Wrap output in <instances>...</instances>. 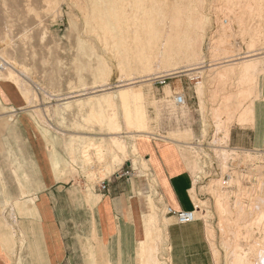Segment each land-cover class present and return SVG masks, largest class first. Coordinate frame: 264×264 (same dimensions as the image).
<instances>
[{
	"label": "rangeland",
	"instance_id": "1",
	"mask_svg": "<svg viewBox=\"0 0 264 264\" xmlns=\"http://www.w3.org/2000/svg\"><path fill=\"white\" fill-rule=\"evenodd\" d=\"M260 1L248 0L249 6L255 7L256 14L252 12L254 10H251V7H247V0H205L203 11L204 15L208 16L207 24H209L208 26L206 24L204 31L206 35L200 48V57L203 59L186 61L187 58L182 57L177 60L182 61L181 65L203 61L200 65H203L205 70L191 75L165 76L163 80L155 78L151 83L135 82L130 88L132 94L126 96L123 102L115 91L119 88L122 91L128 90V83L134 79L128 80L129 76H121L118 70L117 66L123 58L119 55V51L123 48H120L116 32L107 30L104 16L110 3L117 6L121 0H0V55L22 74V78L32 89L33 102L31 104L27 102L26 111L32 118L30 120L38 123L42 129L40 131L45 139L46 154L51 165L53 166L52 153L57 154L61 161L59 178L66 184H75L86 195L100 193L102 181H105L107 186V183L117 177L141 180L143 187L141 194L147 202V210L155 209L159 221L154 235L155 246L151 249L149 257H144L145 263L142 257L140 264H150L151 261L153 264L155 258L160 259V264H169V242H167V236L166 240H162L159 235L160 228H158L161 218L166 215V207L163 208L162 199L155 189V180L149 175V167L144 157L130 151L133 143L130 136L124 137L129 150L127 156L121 154V161L112 164L114 151L111 138L108 136L112 130L107 124L98 120L101 116L109 118L112 107L104 100L97 103L96 99L100 96L97 94L100 93L92 91L103 85L109 88L115 103L116 119L122 131L137 129L136 125H131L129 129L126 128L125 109H128V112L134 114L135 121L146 122L145 128L152 132L153 137L171 139L178 144L184 157L191 161L190 167L195 183L194 188L191 189L194 205H199L200 200L207 202L205 210L203 207H197V217L206 227V235L215 264H230L227 253L229 249L223 239L225 232H222L218 226L220 222L217 211L219 198L208 191V186L214 179H222L225 185L221 186V189L228 192L223 201L228 203L231 209H234L239 196L240 202L244 205L250 204L252 197H264V148L236 146L230 137L232 131H239V128H234L244 127L253 122V118L252 121L249 118L240 121L239 116L249 108H252L254 112L253 104L259 98L260 78L264 75V57L259 61L257 71H254L250 77L246 76L249 82L244 78L245 75L244 81L241 80L240 76L243 74L238 71L237 74L234 73V76L233 73H229L230 76L221 78L217 76L218 74L209 72L208 67L209 64L216 62L225 64L232 58V55L237 57L264 51V16H261V9L258 6ZM143 5L146 11L142 18L143 21L149 20L146 16L149 12L152 15L160 13L156 10L158 7L156 8L155 0L144 1ZM225 17L226 22L223 21ZM220 34L224 38L222 48L220 47L222 50L214 54L213 48L211 50V42L219 38ZM215 35L218 36L215 37ZM132 51L123 49L125 55L134 53ZM5 60L1 62L0 59V67H6L3 63ZM104 64L109 66V74L104 77L93 74ZM166 67L161 66L158 71L163 69L162 73H165ZM134 72L135 76L130 77H138L144 73L138 70ZM154 75L156 74H152ZM0 79L12 83L19 89L13 80L4 77L1 70ZM175 81L178 85L176 83V87H171L170 84ZM176 94H184L183 105L176 104ZM226 96L231 97L230 107H234V110L231 108L230 112L221 114L220 118L213 116L214 107L220 108V103ZM212 116L215 118L213 119ZM228 130L229 138L225 136ZM77 133L82 136L73 135ZM84 143L88 144L87 152L94 157L90 163L82 162L80 158ZM94 143L103 147L102 158L98 157L99 147ZM222 147L228 148H225L227 157L226 153L222 156L223 153L219 152ZM224 159L229 161H226L227 168L229 167L226 168V172H223L222 168ZM110 169L112 173L109 172ZM18 210L20 215L25 214L21 209ZM4 212L2 209L1 216H4ZM15 217L13 215L12 218ZM246 217L250 218L251 214L247 212ZM12 220L15 222L14 219ZM249 220L253 222L252 217ZM260 228V225L253 222L242 230L240 237V242L248 256L251 258L254 256L250 264H254L256 259L250 251L251 243L255 240L264 241V233ZM209 229L215 231L214 241L208 235ZM10 230L13 233L14 244L22 246L23 240L19 238L18 232L13 231L11 227ZM67 236L68 239L72 237L71 234ZM164 259L166 262L161 263Z\"/></svg>",
	"mask_w": 264,
	"mask_h": 264
},
{
	"label": "crops",
	"instance_id": "2",
	"mask_svg": "<svg viewBox=\"0 0 264 264\" xmlns=\"http://www.w3.org/2000/svg\"><path fill=\"white\" fill-rule=\"evenodd\" d=\"M26 109L22 92L0 79V264H140L142 254L150 255L146 244L155 246L149 239L159 221L155 209L147 210L141 180L117 177L87 195L64 183L60 159L52 153L51 165L41 127ZM253 109L252 124L231 132L236 146L264 148V75ZM138 148L163 208L193 209L192 168L178 144L150 136ZM10 227L22 246L14 244ZM159 227L169 242L170 264H215L201 221L181 224L166 213Z\"/></svg>",
	"mask_w": 264,
	"mask_h": 264
},
{
	"label": "bare ground",
	"instance_id": "3",
	"mask_svg": "<svg viewBox=\"0 0 264 264\" xmlns=\"http://www.w3.org/2000/svg\"><path fill=\"white\" fill-rule=\"evenodd\" d=\"M144 1H147V0H121V2L117 6L116 5L114 6V4L110 3L109 7H107L108 9L104 13L105 14L104 16L106 17L105 23L107 26V30L108 31L114 30L116 32V34L118 36L117 39H118L120 48L121 49L123 48L125 50L131 49L134 51V53H131L132 56H130L131 55L130 53H129V55L128 54L125 55V53L123 52V49L121 51H119V55L123 56V58L119 62V66H117L119 72L121 73V76H124V75L126 77L129 76L128 80L134 79V81L128 83V86H127L128 90L122 91L121 88H119L118 90L115 91V93H117L123 99V102H125L126 96H130V94H132V90L130 88L133 85V83H135V82L151 83V82H153V80L155 78L164 79L165 76L178 75V74H186V75L190 74L191 75L193 73H197L199 71L205 70L203 68L204 66L200 65L203 61L195 62V63L193 62L191 64L188 63L186 65L185 64L181 65L182 61L181 62L177 61L178 59H181L182 57H186L187 58V59L185 58L186 61L187 60L188 61L189 60H193V61L198 60L199 61V60L203 59V57H200V52H201L200 48L202 47L204 37L206 35L204 31L206 29L205 27H206L207 19H208L207 18L208 16L204 15V11H203V9L205 8V6H204L205 0H155L156 5H157L156 8L158 7V9H156V10H159L160 13H158V15L157 14L152 15L151 12L147 13L148 15L151 14L149 16L146 15L147 17H149V20L147 19L148 21H143V19H142L144 16V13H146L145 6L143 5ZM252 1L254 2V0H252ZM140 2H142V3H140ZM247 4H248V0H247ZM150 6H151V4H150ZM258 6H260V8L259 7L258 8L261 9V13H262L261 16H264L263 15L264 14V0H261L260 3H258ZM247 7H249V8L251 7L252 8L251 10H254L252 12L256 13L255 7H253V5L249 6V4H248ZM149 9H150V7H149ZM96 11H97V9H96ZM156 12H158V11H156ZM240 14H242V13H240ZM226 17H225V19H223L224 22L227 21ZM251 17H253V16H251ZM112 20H113V22H112ZM259 21H261V20H259ZM93 22L96 23V21H93ZM208 24H207V26H208ZM98 26H100V25H98ZM261 35H260V38H261ZM217 36L215 35V37H217ZM222 36L223 35L220 34L219 38L215 39V37H214L215 40L214 41L211 40V41H213V43L211 42L212 47H211V45H210V47H211V50L213 48L212 51L214 52V54L216 52L220 51V49L222 48V45H223L222 43L224 41L223 40L224 38H222ZM250 37H252V36H250ZM11 39H12V37H11ZM110 39H112V38H110ZM107 42H109V41L107 40ZM113 42L114 41H112V43ZM111 45L112 44H110V46ZM106 46H107V44H106ZM229 49H230V46H229ZM222 56H224V55L222 54ZM231 57L232 58L230 60H227V62L225 64H218L217 62L209 64V67H208L209 72H212V74L216 73V75L218 74L217 76L224 78L226 76H230L229 73H233V76H234V73L236 72V74H237V71H238V72L243 74L242 75L239 73L240 75H242L240 77L243 78L245 75L244 78L246 79V76L250 77L254 73V71H257L259 61L264 57V51L259 52V53H254V54L247 53L245 55L237 56V57H235V55H232ZM134 58H135V60H131ZM213 58H214V56H213ZM0 59H1V62H2V60H5L1 55H0ZM225 61H226V59H225ZM3 63H5L6 67L1 66L0 70L2 71L4 77L6 79L13 80L14 83L19 87V89L23 93V96L25 97L28 104H31L33 102V92H32V89L26 83V81L22 78V76H21L22 74L17 72L8 60H5ZM116 65H117V63H116ZM161 66H162V68L167 66L166 69H164V71H166L165 73H162L163 69H162V71L161 70L158 71V69ZM170 66H171V68H170ZM108 67H109L108 65L104 64L102 67L97 69V71L93 74L99 75L100 77H104V76H106V74H109V68ZM155 67L157 70L155 69ZM153 69L156 72H154V71L152 72ZM134 70L144 72V73L142 72L143 74L141 73L142 75L138 76L140 79L137 80L138 77H130V76H133L134 74H136L134 72ZM152 74H156V75L152 76ZM242 78H241V80L244 81V78L243 79ZM156 80H158V79H156ZM246 80L248 81V78ZM243 81L241 82V84L243 83ZM244 84H246V83H244ZM108 89L109 88H105L103 85L101 88H99L97 90H93L92 92H99L100 93V94H97V95H100L96 99L97 103H100L102 100H104L106 103L109 104V106L112 107V112L110 113L109 118L108 117L104 118L101 116L100 118L98 117V120L107 124L109 126V128L112 130L109 132L108 136L111 138L112 150L114 151V156H113V160H112V164L114 165L115 163L121 161V154H123L126 157L128 151H129L128 145H127L124 137L130 136L133 139V143L131 145L130 151L134 154H137V153H139V148H138L139 141L144 137L152 136L151 135L152 132L150 130H148L147 128H145L146 127L145 121H142V120L141 121H135L134 120V114H132L131 112H128V109H125V122L127 124L126 128L129 129L131 125H136L137 129L134 131H129V130H127L125 132L122 131L120 123L116 119V112L114 109V105H115L114 99L112 98L113 96L110 94L111 92ZM202 89H203V87H202ZM244 89L247 90L248 88H244ZM240 94H241V92H240ZM240 96H238V98ZM223 99L221 102L222 105L220 103V106H219L220 108H218V106L214 107L215 108L214 110L212 108L213 116H215L217 118H220V116L222 117L223 113L230 112V109L232 108V107H230L231 106L230 104H232L231 103V97L226 96ZM202 100H203V98H202ZM242 101H243V98H242ZM240 102H241V100L239 101V103ZM66 103H69V102H66ZM201 104L203 105V103H201ZM238 106H240V105H238ZM36 107L38 108L39 106H36ZM201 107H203V106H201ZM236 107H235V109H236ZM233 112H235V111H233ZM253 113L254 112H253L252 108H249L246 111H243L242 113H240L239 120L244 121V120L249 118L252 121ZM215 117H213V119ZM226 119H228V118H226ZM216 121H217V119H216ZM229 134L230 133L228 130L226 132L225 136H227V138H229ZM73 135L78 136V137L82 136L79 133L73 134ZM103 137L105 138L106 136H103ZM173 140H175V139H173ZM176 142H178V140ZM94 144L98 145V147H99L97 150V151H99L98 157L102 158V156L104 154L103 147L101 145H99L98 143H94ZM87 145H86V143H84V147L81 151L80 158H81L82 162L90 163V160L94 159V157H92L87 152V149H86ZM198 145H200V144H198ZM225 148L226 147H222L221 150H219V152L223 153L222 156H225L224 153H226L225 151H226V149H228V148H226V149ZM240 149H242V148H240ZM227 155L228 154L226 153V157H227ZM235 155H236V152H235ZM243 159H245V158H243ZM188 161H190V160L188 159ZM226 161H227V159L222 162L223 163V165H222L223 172L227 171L226 170V168H227ZM227 162H229V161H227ZM133 163H134V161H133ZM112 164H110V165L112 166ZM111 166H110V168H111ZM111 169L109 170L110 173H112ZM223 183L224 182L222 179H218V180L214 179L213 181H211V185L208 186L209 187L208 191L219 198L218 205H217V211H218V215L220 218V222L218 223L219 224L218 226L220 227L222 232H225L223 235L224 236L223 239H224V244L229 249V251L227 250L228 252L226 251L228 253V256H229V263L230 264H250V261H252V259H254V256H252L253 258L248 256V253L243 248V246L240 242L241 241L240 237L242 235V230L245 229L248 225L252 224L253 222L257 223L258 226L260 225V227L262 228V229L261 228L260 229L264 233V197L263 196L252 197L250 199V204L244 205L243 203L240 202V196H239V197H237V200L235 202L236 205H235L234 209H231L228 206V203H225L223 201L225 196L228 194V192H226L224 189L223 190L221 189V186L225 185ZM254 195H256V193ZM199 203L200 204L199 205L197 204L198 205L197 207H203V209L205 210L204 207L207 206V202L200 200ZM247 212L249 215L251 214L253 222H251L249 220L251 217L250 218L248 217V219H247V217H246ZM207 215H208V213H207ZM161 229L162 228H160V230ZM162 232H163V230H162ZM208 235L211 238V240H213L214 236H215V231L213 229H209ZM152 236H153V238H155L154 234H151L150 237H152ZM153 238H151V239H153ZM161 238H162V240H164L163 235ZM263 238H264V235H263ZM155 240L156 239H153L150 241V239H149V242H152ZM147 242L148 241H146V243ZM149 244H146L148 249H149V247L151 248V246H148ZM154 245H155V242H153V246ZM250 246H251V249H250L251 254L255 255V258H256L255 262H253V263L254 264H264V241L261 242V241L255 240V241H253V243H251ZM153 248L154 247H152L151 249H153ZM148 249H147V251L149 253H151ZM144 252H146V250ZM153 253H154V251H153ZM216 254L218 255L217 250H216ZM145 255L146 254H144V255L142 254L143 261H144ZM146 256L149 257L148 253ZM148 259H150V258H148ZM168 259H169L168 262L170 264L171 257H169ZM151 262H150V264H151ZM164 262H166L165 259L162 260L161 263H164ZM144 263H145V261H144ZM153 264H160V259L155 258V260H153ZM164 264H167V263H164Z\"/></svg>",
	"mask_w": 264,
	"mask_h": 264
},
{
	"label": "built area",
	"instance_id": "4",
	"mask_svg": "<svg viewBox=\"0 0 264 264\" xmlns=\"http://www.w3.org/2000/svg\"><path fill=\"white\" fill-rule=\"evenodd\" d=\"M158 80H163V79L159 78ZM175 102L178 105H183L185 102L184 94H176ZM100 187L101 189H106L107 186L105 184V181H102ZM197 212H198L197 205H194L193 209L191 210H174L170 206L166 207V213L174 215L176 217L177 222L181 224L190 223L198 220Z\"/></svg>",
	"mask_w": 264,
	"mask_h": 264
}]
</instances>
